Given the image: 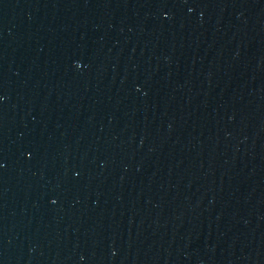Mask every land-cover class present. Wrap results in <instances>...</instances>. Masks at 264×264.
<instances>
[{"label": "water", "instance_id": "1", "mask_svg": "<svg viewBox=\"0 0 264 264\" xmlns=\"http://www.w3.org/2000/svg\"><path fill=\"white\" fill-rule=\"evenodd\" d=\"M0 264H264V0H0Z\"/></svg>", "mask_w": 264, "mask_h": 264}, {"label": "snow or ice", "instance_id": "2", "mask_svg": "<svg viewBox=\"0 0 264 264\" xmlns=\"http://www.w3.org/2000/svg\"><path fill=\"white\" fill-rule=\"evenodd\" d=\"M0 167H3V165H0Z\"/></svg>", "mask_w": 264, "mask_h": 264}]
</instances>
